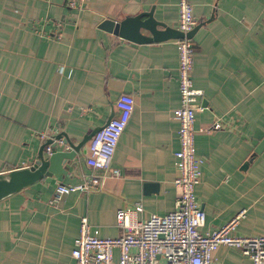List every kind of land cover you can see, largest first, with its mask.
<instances>
[{"label":"crops","instance_id":"crops-1","mask_svg":"<svg viewBox=\"0 0 264 264\" xmlns=\"http://www.w3.org/2000/svg\"><path fill=\"white\" fill-rule=\"evenodd\" d=\"M69 1L0 0V172L32 164L44 140L60 131L78 142L103 126L124 92L134 108L111 159L119 175L50 202L58 182L80 183L90 171L84 145L64 174L0 200V264H74L82 216L92 235L115 237L122 231L118 209L140 204L134 217L146 220L171 210L177 197L178 38L137 42L99 22L151 12L177 29L178 0ZM189 1L197 25L192 79L205 106L194 120L200 230L244 210L233 232L264 235V148L248 160L264 138V0ZM212 256L220 264H251L229 245L219 244Z\"/></svg>","mask_w":264,"mask_h":264},{"label":"built area","instance_id":"built-area-1","mask_svg":"<svg viewBox=\"0 0 264 264\" xmlns=\"http://www.w3.org/2000/svg\"><path fill=\"white\" fill-rule=\"evenodd\" d=\"M69 4L75 5L76 0H70ZM177 8V29L184 35L175 40L179 105L172 110V116L178 122L179 146L174 153L178 175L173 180L177 189L173 208L164 214H151L146 220L134 217L141 210L140 204L133 209L120 208L116 211V224L122 231L115 237L92 235L86 216H82L73 239L74 264H220L212 256L219 244L239 249L251 264H264V235L233 232L244 210L212 230H200L205 213L195 195L202 159L195 150L194 120L195 113L205 106L199 101L201 89L193 84L194 47L192 38L186 36L196 24L192 4L189 0H178ZM114 108L115 114L85 143V164L90 171L80 183L58 182L50 202L59 201L69 192L100 188L108 176L119 175V169L111 166V159L134 108L132 94L120 93ZM219 127L220 122L214 120L212 128ZM45 149L49 152L50 148ZM115 248L117 261L113 258Z\"/></svg>","mask_w":264,"mask_h":264},{"label":"water","instance_id":"water-1","mask_svg":"<svg viewBox=\"0 0 264 264\" xmlns=\"http://www.w3.org/2000/svg\"><path fill=\"white\" fill-rule=\"evenodd\" d=\"M145 15L146 18H142ZM162 26V29L157 26ZM99 27L112 31L121 37L130 38L137 42L159 41L169 38L183 37V32L166 25L164 22L153 18L151 12H143L135 16H126L121 20L104 18L99 22ZM197 25L186 33L192 37ZM141 28L146 29L149 35L141 33ZM108 118L105 124L109 121ZM104 124V125H105ZM93 128L89 133L84 134L81 140L74 142L69 136L60 131L52 137H48L39 147L37 160L30 165L18 166L7 171L0 172V200L20 191L24 187L42 179L44 176H59L68 169V161L75 155H82V147L90 137L101 128ZM49 146V152L44 153L43 148ZM264 148V138L254 148L248 160ZM246 163V162H245Z\"/></svg>","mask_w":264,"mask_h":264}]
</instances>
